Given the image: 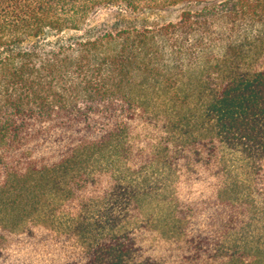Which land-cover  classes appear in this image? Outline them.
<instances>
[{
  "label": "trees",
  "instance_id": "trees-1",
  "mask_svg": "<svg viewBox=\"0 0 264 264\" xmlns=\"http://www.w3.org/2000/svg\"><path fill=\"white\" fill-rule=\"evenodd\" d=\"M158 196L264 264V0H0V264H172L122 224Z\"/></svg>",
  "mask_w": 264,
  "mask_h": 264
},
{
  "label": "rangeland",
  "instance_id": "rangeland-1",
  "mask_svg": "<svg viewBox=\"0 0 264 264\" xmlns=\"http://www.w3.org/2000/svg\"><path fill=\"white\" fill-rule=\"evenodd\" d=\"M109 13V9L102 10L98 14V19H103ZM178 13L179 9L173 8L149 12L146 16L151 20L165 21L176 19ZM166 192L165 199L171 202L179 193V186L169 184ZM180 194H183V192ZM157 199L159 200L158 205L154 203L148 206H128L130 211L122 224L127 227L133 226L134 223L144 224L145 239L154 246L158 245L162 247L167 246L173 241L180 243L183 234L191 232L188 236L192 237L191 246L195 249L187 251L183 257L184 259L177 253H174L177 251L168 253L165 255L167 260L172 264H189L188 258L192 255L201 254L191 264H218L221 254L225 253L223 249L224 245L221 243L222 240H225L224 236L226 235H224V224L229 223L227 219L231 213L234 216V224L238 223V220H240V216H237L240 212L239 206H201L200 204L193 206H165L164 203H160L164 201L162 200L164 198L158 196ZM89 207L92 206H85V208ZM137 207L139 208L138 212ZM96 208L102 209L103 206H96ZM220 217L221 220L219 219ZM207 225H211L209 227L211 228L209 229V236L198 234L199 228L203 229ZM262 227L264 228V214L262 217ZM259 242L264 248V229L261 231ZM178 247H181V243L177 245Z\"/></svg>",
  "mask_w": 264,
  "mask_h": 264
}]
</instances>
